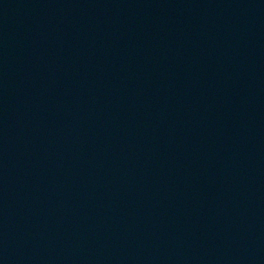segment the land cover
<instances>
[{
    "label": "water",
    "instance_id": "1",
    "mask_svg": "<svg viewBox=\"0 0 264 264\" xmlns=\"http://www.w3.org/2000/svg\"><path fill=\"white\" fill-rule=\"evenodd\" d=\"M0 264H264V0H0Z\"/></svg>",
    "mask_w": 264,
    "mask_h": 264
}]
</instances>
